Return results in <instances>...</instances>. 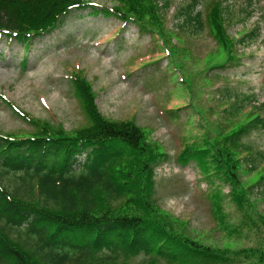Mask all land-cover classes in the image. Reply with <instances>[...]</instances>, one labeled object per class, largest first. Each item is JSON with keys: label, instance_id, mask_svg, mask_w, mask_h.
Instances as JSON below:
<instances>
[{"label": "trees", "instance_id": "16d2710c", "mask_svg": "<svg viewBox=\"0 0 264 264\" xmlns=\"http://www.w3.org/2000/svg\"><path fill=\"white\" fill-rule=\"evenodd\" d=\"M201 1L191 0L186 5V20L176 28L184 32L189 24L199 32L207 25L225 50L226 63L236 60L235 43L225 25L231 12L226 0H212L205 17L198 9ZM169 4L170 0H113L109 4L90 0H0V37L30 46L35 37L52 32L71 10L83 7L114 16L122 24H135L159 41L163 56L184 69L179 95L186 93L190 101L175 104L172 110L176 112L193 104L195 79L189 78L178 59L179 48L164 23V10ZM71 81L86 124L68 131L59 121L37 118L11 103L32 129L0 131V264H111L120 257L140 253L150 255L147 264L160 263L163 257L177 264H231L257 255L243 248L230 251L204 245L178 228L155 198V166L166 155L160 144L151 141L148 131L136 120L106 117L96 101L92 82L81 70L72 69ZM238 111L239 106L234 105L233 114ZM199 116L203 123L201 113ZM248 116L253 119L229 130L218 124L212 127V123L207 127L191 124L177 155L182 165L196 161L211 183L215 177L231 183L230 199L237 197L240 202L249 200V192L255 193V188L258 195L264 190V176L247 189L238 175L244 158L252 162L251 171L260 167L251 155L244 156L253 152V147L243 139L251 129L264 128V116L254 112ZM82 153H86V159L80 163L78 156ZM207 196L212 207L220 208L218 219L213 214L216 224L228 236L239 235L242 224H235V233L229 229L232 223L223 205L227 196L221 188L210 187ZM248 211V216L256 213L254 208ZM260 220L264 223V216ZM201 250L211 253L216 263L180 260L182 255Z\"/></svg>", "mask_w": 264, "mask_h": 264}, {"label": "rangeland", "instance_id": "374dc122", "mask_svg": "<svg viewBox=\"0 0 264 264\" xmlns=\"http://www.w3.org/2000/svg\"><path fill=\"white\" fill-rule=\"evenodd\" d=\"M90 1L109 4L113 0ZM211 1L202 0L198 5L204 17ZM190 2L170 0L163 19L172 42L179 48L178 59L189 78L195 79L193 104L173 112L175 104L183 105L190 97L186 93L179 95L184 69L174 66L171 58L162 57L158 40L134 24L120 29L119 19L95 12L92 7L71 10L56 29L35 38L30 47L16 39L0 38V93L33 116L53 123L59 121L66 130H74L87 123L71 81L72 69H81L92 82L96 101L106 117L136 120L148 131L150 140L160 144L166 153L155 166V198L175 225L213 248H243L251 255L258 252L250 260L242 258L231 264L264 263V223L260 220L264 216V190L259 195L256 188L255 193L248 191L253 203L248 196L249 200L243 199L245 202L234 197V202L229 194L231 183L218 177L211 183L196 161L182 165L177 160L181 137L190 131L191 124L207 127L212 123V127L218 124L229 130L253 119L248 116L251 112L264 116V0H226L231 12L225 25L235 43L236 57L228 63L225 50L207 25L199 32L189 24L184 32L176 28L186 20L184 9ZM252 31L255 33L247 36ZM224 63L222 68L213 69ZM234 105L240 109L236 114ZM199 113L204 124L200 123ZM31 129L29 122L0 98V131ZM243 140L253 147V152L244 156L251 155L260 165L251 171L252 162L247 158L241 161L238 175L248 189L264 176V128L251 129ZM12 177L14 181L16 177ZM217 185L227 196L223 205L232 223L229 229L235 233V224H242L239 235L228 236L212 215L217 219L221 215L220 208L212 207L207 196L209 188ZM253 208L256 213L248 216V210ZM21 238L26 235L21 233ZM148 258L150 255L140 253L120 257L111 264H147ZM180 260L216 263L211 253L202 250L182 255ZM159 262L154 264H177L164 257Z\"/></svg>", "mask_w": 264, "mask_h": 264}]
</instances>
